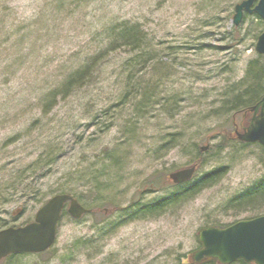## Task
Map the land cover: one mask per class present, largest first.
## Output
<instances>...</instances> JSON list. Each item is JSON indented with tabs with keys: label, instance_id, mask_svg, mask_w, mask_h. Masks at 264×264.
Returning <instances> with one entry per match:
<instances>
[{
	"label": "rangeland",
	"instance_id": "1",
	"mask_svg": "<svg viewBox=\"0 0 264 264\" xmlns=\"http://www.w3.org/2000/svg\"><path fill=\"white\" fill-rule=\"evenodd\" d=\"M241 1L0 0V227L33 221L61 186L90 210L63 214L48 250L0 264H179L201 228L264 213V200L255 211L233 201L264 179V150L233 138L215 146L241 117L220 112L226 90L261 55L264 20L233 23ZM124 20L144 34L136 51L107 45L109 26ZM97 54L87 86L46 101ZM194 143L213 146L201 171L220 168L219 181L157 215L126 209L167 194L146 192L147 180L196 159ZM39 156L35 188L12 189L10 177L33 173L25 167Z\"/></svg>",
	"mask_w": 264,
	"mask_h": 264
},
{
	"label": "trees",
	"instance_id": "2",
	"mask_svg": "<svg viewBox=\"0 0 264 264\" xmlns=\"http://www.w3.org/2000/svg\"><path fill=\"white\" fill-rule=\"evenodd\" d=\"M247 13H244L242 18ZM242 21V20H241ZM109 32L111 34L110 41L107 43L111 50H116L117 48L125 47L128 49H132L136 51L139 47L143 45L144 34L138 24L128 22L127 20L122 21L120 24H113L109 26ZM100 55H95L90 59L83 62L78 68L73 69L67 76L64 78L60 86L57 90H53L48 92L46 96V101L49 103L53 100L57 99L58 93L65 96L69 94L71 91L76 90L77 88H83L87 86L91 82V79L94 77V73L98 67L97 62L99 61ZM136 62L140 65L143 63L142 59H135ZM136 65L135 63L133 64ZM140 67V66H139ZM134 71V70H133ZM136 72V69H135ZM230 86L227 92H225L222 105L219 107L221 113L229 114L233 117L235 113L245 112V110L249 109L252 105H254L261 97L264 95V56L259 55L257 58L249 61L246 67L245 75L243 79L236 85ZM232 113V114H231ZM226 143H218L216 148L218 150H222L225 147L229 146L232 143V138L226 139ZM213 146H207L205 150H202V146H198V144H193L194 152L196 153V159L190 160L187 165H195V174L193 178L189 181L174 184L168 179V173L165 179H163V174H154L147 180L148 184L145 185L146 192H157V191H165L169 189L167 194L162 196L161 198L147 204H138L135 201L131 202L126 209L133 210L137 214L146 213L149 215H157L162 211H165L168 207L173 205L182 204L185 200H189L197 195L201 190L206 187H209L220 180L223 175L222 170L213 169L208 172H202L201 168L206 161V154H210ZM261 147V146H260ZM263 150L264 148L261 147ZM46 160L42 159L40 156L37 157L32 162L28 163L25 168L33 169V173L24 177L23 174L17 175L16 177H10L11 188L15 189L16 185L21 186V191L28 192L31 190V187L35 188L36 179L42 177L41 174H36L35 171L43 169L46 166ZM24 172V171H23ZM25 175V174H24ZM32 178L31 180H27L28 178ZM27 181V182H26ZM26 182V183H25ZM25 183V184H24ZM24 184V185H23ZM23 185V186H22ZM57 193H68L77 198L80 202L81 199L78 195L75 194L71 190V188L67 186H61L57 191ZM28 195V194H27ZM264 200V179H262L255 187L254 191L249 190L244 192L239 197L234 198L233 201H236L238 205H242L243 207L249 206L252 211L257 209V205ZM8 200H5L6 202ZM258 202V203H257ZM256 203V204H255ZM83 205V204H82ZM84 206V205H83ZM85 207V206H84ZM256 207V208H255ZM89 209V208H88ZM90 211V210H89ZM134 213V214H136ZM63 214L67 215V212L62 211ZM259 215L257 213L255 216ZM228 225V224H227ZM11 226H15L14 224ZM223 227L220 225H210ZM6 227L1 226L0 228ZM200 247V243L198 241V247ZM14 255V254H12ZM9 255V256H12ZM179 264H222L217 261L215 258H207L199 263L193 262L191 259H187L185 262H180ZM230 264H255L253 262H245L242 259H238Z\"/></svg>",
	"mask_w": 264,
	"mask_h": 264
},
{
	"label": "water",
	"instance_id": "3",
	"mask_svg": "<svg viewBox=\"0 0 264 264\" xmlns=\"http://www.w3.org/2000/svg\"><path fill=\"white\" fill-rule=\"evenodd\" d=\"M242 0L234 7L233 23L241 22L244 12L256 13L264 20V0ZM254 4V5H253ZM255 50L264 55V31L257 37ZM254 112L249 126L238 139L245 142H258L264 147V95L252 107ZM257 112H259L257 114ZM206 146L201 149L204 150ZM195 165L186 166L168 174L173 183L192 179ZM67 212L75 219L87 212L76 198L60 193L50 197L34 216V220L18 227L0 230V259L12 253H39L48 249L54 242L57 222L64 205ZM200 248L191 256L199 263L207 258H215L219 263L230 264L238 259L255 264H264V214L241 219L226 227L208 226L198 232Z\"/></svg>",
	"mask_w": 264,
	"mask_h": 264
},
{
	"label": "flooded vegetation",
	"instance_id": "4",
	"mask_svg": "<svg viewBox=\"0 0 264 264\" xmlns=\"http://www.w3.org/2000/svg\"><path fill=\"white\" fill-rule=\"evenodd\" d=\"M262 98V97H261ZM259 101V100H258ZM257 101V102H258ZM256 102V103H257ZM255 103V104H256ZM254 104V105H255ZM254 105H252L249 109H247V110H245V112H240V114H241V117H240V120H239V122L238 123H235V121H234V117H233V121H232V124H233V136H231V138H233V139H236L237 141H239V142H241V143H243V144H250V143H247V142H242V141H240L239 139H238V135L240 134V133H243L245 130H246V128L249 126V123H250V121H251V119H252V117H253V114H254V112L252 111V107L254 106ZM259 112H257V114H258ZM234 115H236V114H234ZM253 144H258L259 146H261V147H263L262 145H260L259 143H253ZM264 148V147H263Z\"/></svg>",
	"mask_w": 264,
	"mask_h": 264
}]
</instances>
